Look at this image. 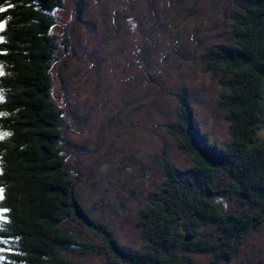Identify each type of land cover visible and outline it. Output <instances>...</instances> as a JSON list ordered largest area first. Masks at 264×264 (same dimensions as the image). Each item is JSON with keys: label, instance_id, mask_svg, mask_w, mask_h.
<instances>
[{"label": "trees", "instance_id": "16d2710c", "mask_svg": "<svg viewBox=\"0 0 264 264\" xmlns=\"http://www.w3.org/2000/svg\"><path fill=\"white\" fill-rule=\"evenodd\" d=\"M232 43L200 57L219 71L218 105L229 122L224 144L200 141L187 97L166 132L190 161L167 159L164 179L146 198L136 228L144 245L120 244L78 198L80 175L61 144L62 109L52 101L51 34L61 0H0V264L231 263L264 221V0H233ZM68 52L69 39L61 42ZM223 181H225L223 183ZM237 202L239 210H228Z\"/></svg>", "mask_w": 264, "mask_h": 264}, {"label": "rangeland", "instance_id": "374dc122", "mask_svg": "<svg viewBox=\"0 0 264 264\" xmlns=\"http://www.w3.org/2000/svg\"><path fill=\"white\" fill-rule=\"evenodd\" d=\"M61 1L51 30L59 45L51 98L62 109L61 146L80 175L77 194L87 211L121 245L140 249L136 221L163 182L166 159L179 171L191 167L166 132L177 117V96L187 97L200 141L230 139L218 105L223 75L208 71L200 57L232 43L228 17L236 9L233 0ZM259 138L264 142V127ZM85 263L109 264L100 256ZM227 264H264V221Z\"/></svg>", "mask_w": 264, "mask_h": 264}]
</instances>
